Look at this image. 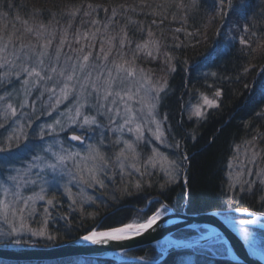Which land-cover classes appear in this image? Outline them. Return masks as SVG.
I'll use <instances>...</instances> for the list:
<instances>
[{
  "label": "snow or ice",
  "instance_id": "snow-or-ice-1",
  "mask_svg": "<svg viewBox=\"0 0 264 264\" xmlns=\"http://www.w3.org/2000/svg\"><path fill=\"white\" fill-rule=\"evenodd\" d=\"M0 7L12 9L16 5L4 0ZM260 8L252 12L251 0H213L211 8L204 7V0H159L155 7L152 0H108L71 6L62 28L59 22L57 27H50L43 21L29 24L28 19L22 21V29L0 28V219L7 225L0 228L3 247L26 233L48 242L60 239L48 228L56 220L53 212L63 207L58 195L69 201L68 213L60 216L66 226H72L69 213L77 210L79 227H84L85 220L90 221L78 237L80 241L107 244L141 236L154 226L159 228L161 218L174 212L170 203L153 196L146 198L143 208L125 211L113 206L119 204V196L108 197L110 204L104 195L95 194L106 193L109 185H116L113 193L131 195L132 190L143 192L155 184L159 195L166 196L172 185L183 188L189 184L192 157L181 140L197 141L198 137L195 133L186 137L182 132H166L168 114L158 117L168 82L163 78L154 80L150 70L141 68L137 60L163 56L168 72H175V57L162 51L165 46L153 31V26H162L170 10L172 20L179 18L182 22L175 32L189 37L202 35L200 28L188 32L183 26L190 17H201V27L205 29L219 20L218 37L229 18L234 17L236 35L230 30L228 41L238 39L240 51L244 52L264 38V0H260ZM98 10L105 14L103 20L98 18ZM138 13L159 16L161 20L159 24L156 19L146 22L136 18ZM43 14V9L33 8L31 18ZM8 15L2 12L0 18ZM77 19L80 27L73 23ZM37 101L41 104L38 114ZM203 104L208 108L218 106L206 95ZM192 115L206 118L200 105ZM43 117L48 119L42 122ZM178 127L182 129L183 125L178 123ZM157 142L173 151H162ZM261 142V132L245 141L246 157L253 165L264 160ZM228 167H232L231 162ZM245 174L254 178L245 180ZM228 175L230 181L222 195L230 201L251 197L264 208V168L245 167L235 176ZM38 202L44 203L38 206ZM187 202H191L190 191ZM85 205L95 208L87 211ZM101 208L105 210L103 214ZM117 212L122 216L117 217ZM234 213L251 218L237 220ZM38 214L39 226L33 228L29 221H35ZM217 214L236 227L255 255L253 233L247 226L264 227L257 213L229 203ZM164 252L162 249L158 259L143 256L140 260L144 264H177L171 254L165 259ZM224 252L235 264H242V258L233 255L230 247L225 246ZM196 264L212 262L205 258Z\"/></svg>",
  "mask_w": 264,
  "mask_h": 264
},
{
  "label": "trees",
  "instance_id": "trees-1",
  "mask_svg": "<svg viewBox=\"0 0 264 264\" xmlns=\"http://www.w3.org/2000/svg\"><path fill=\"white\" fill-rule=\"evenodd\" d=\"M3 2L4 0H0V4H3ZM8 2L15 4L16 7L12 9L0 7V13L5 11L9 13L7 17L3 18L6 22H12V19L19 16L21 20L28 19L30 23L36 24L43 21L50 23L53 27H57V22H59L58 27L62 28L65 26V17L71 6L80 5L81 3L86 5L88 2L106 3L108 0H8ZM114 2L122 3L124 0H114ZM127 2L132 3V0H127ZM152 2L153 7H155L159 0H152ZM212 2L213 0H204V7L211 8ZM251 2V11L259 12L261 10L260 0H251ZM33 8L43 9L44 14L32 19ZM171 11H169L162 26H153V31L156 37L160 39L161 44L165 46L162 51L170 52L175 57L172 61L176 69L175 72H168L163 56L155 60L142 58L141 61L147 67L151 66L156 74H161L167 78L168 93L161 102L160 110L163 114L167 113L169 116L167 123L171 125V128H168V133L182 132L186 137L195 133L198 137L197 141L190 138L181 140L180 135L175 137L177 140H181V143L186 146V150L192 157L188 172L189 184L183 188L180 184L172 185L166 196H160L155 186L151 189L146 188L143 195H141L143 193L141 192L130 198H125L119 204L113 206L122 207L125 211L136 207H144L145 197L148 196L146 194L151 192L150 194L157 196L161 201L170 203L177 210H187L189 212L222 210L223 207H227L229 203H232L234 207L250 208L264 212V208H261L256 199L248 197L243 201L239 199L230 201L221 194L222 189H226L228 186L226 173L234 148L239 143L251 140L257 132L264 133V38L258 43H253L251 49H245L244 52H241L238 40L233 43L226 41L227 24L218 37L216 29L219 28L221 22L217 20L215 24L205 29L201 27L202 21L199 16L195 19L190 17L188 23L183 26L187 28L188 32L200 28L202 35L189 37L184 32H175L176 28L182 26V22L179 18L173 21ZM98 12V18L103 20L105 14L99 10ZM136 18L146 22L156 19L158 24L161 20L159 16L151 17L139 13ZM83 19L88 20L89 18L83 17ZM73 23L76 27H80L79 19ZM136 39H139V37L137 36ZM197 40L199 41L198 44L195 43ZM184 61H187V63ZM211 72H215L217 75H209ZM218 90L221 95L217 97L215 93ZM204 95L214 99L218 106L210 108L205 114V119L194 118L190 115L191 106L198 103ZM189 116H191V119H189ZM178 123L183 125L182 129L178 127ZM169 137L172 139L171 135ZM259 148H264V142L259 143ZM189 191L191 193L190 204L187 202ZM104 194L105 196L110 195L108 193ZM109 203L112 202L109 201ZM94 208L95 206L92 209H87V211H93ZM100 211L102 214L105 212L103 208ZM66 213L68 212L60 215L63 216ZM148 214L151 213L148 212ZM69 215L72 218V226L70 228L66 226L63 219L59 220L56 226H54L55 223L51 225L52 233L54 235L58 234L60 239L51 241L48 244L58 245L84 234V228L88 226L90 221L85 220L84 227L81 228L79 227L81 223L79 211L69 213ZM116 215L120 217L122 213L117 212ZM256 230L264 238V229L256 228ZM197 231L198 228H190L181 230L176 235L184 238H194ZM181 252H189V250L173 251L170 254L177 260ZM129 253L155 257H158V254L160 255L154 245L134 249ZM167 258L168 255L165 259ZM198 258L200 262H203L206 258L212 264H235V261L225 253L218 256L212 254V252L204 253L203 256H198ZM97 260L104 264H129L128 262L120 263L107 259ZM57 262V264L59 262L68 264L67 261L66 263ZM70 262H72L71 264H81L74 262V260H70ZM46 263L44 261L32 263L0 260V264Z\"/></svg>",
  "mask_w": 264,
  "mask_h": 264
},
{
  "label": "water",
  "instance_id": "water-1",
  "mask_svg": "<svg viewBox=\"0 0 264 264\" xmlns=\"http://www.w3.org/2000/svg\"><path fill=\"white\" fill-rule=\"evenodd\" d=\"M257 213V216H264V212L247 208ZM222 210L214 209L201 212L176 211L169 213L168 216L162 217L158 222L159 228L154 226L152 230L123 241H109L107 244L93 245L88 242L80 241L78 238L50 246H21V247H3L0 246V259L7 261H62L66 262L78 257H96L102 259H115V255L124 251L133 250L146 245H154L169 238L177 239L182 245L172 246L164 253H168L176 248H192L206 243L214 238L223 237L227 247L233 251V255L242 258L244 264H264V257L256 250L252 255L248 249V242L241 239L236 227L222 214ZM240 219V218H239ZM238 220V219H237ZM261 224H264L260 222ZM264 229L260 224L249 225ZM208 227L214 230V235L203 237V239L186 241L178 239L175 234L183 229Z\"/></svg>",
  "mask_w": 264,
  "mask_h": 264
},
{
  "label": "rangeland",
  "instance_id": "rangeland-1",
  "mask_svg": "<svg viewBox=\"0 0 264 264\" xmlns=\"http://www.w3.org/2000/svg\"><path fill=\"white\" fill-rule=\"evenodd\" d=\"M233 19H234V17H230L229 18V21L227 23V36H226V41L228 43H233L234 42V41H231V42L228 41V33H229V31L231 30L232 35H236V32L233 29V23H232ZM22 21L23 20H21V19L20 20L12 19V22H6V20H4L3 18H0V28L8 27L9 31H11L13 29H22ZM29 24H34V23H30L29 22ZM50 27H53V26L50 25ZM69 39H71V37H69ZM65 51H67V49H65ZM137 64L141 68H143L145 70H150V72H151L152 77H153L154 80L161 79V78L167 80V78H165L166 76H163L161 74H156L151 69V66L150 67L145 66L142 63L141 59H138L137 60ZM44 99L46 100L47 97H45ZM209 99H211V98L209 97ZM197 105H200L201 106L202 111H204L205 114H206V112L210 108H208L206 105L203 104V96H202L201 100L198 103L192 104L191 109H190V112H191L190 115L192 117H194V118L201 119L199 117H196V116L192 115V110H194ZM40 107H41V104H40L39 101H37V104H36L37 114L39 113ZM160 109L161 108H159V117L158 118H162V116L164 115L161 112ZM47 119H48L47 117H43L42 118V122L44 120H47ZM167 121L165 122V128H166V132L168 133V127H167L168 126V123H167ZM0 131H2V130H0ZM169 140H171L170 137H169ZM74 143H76V142H74ZM157 144L159 145V142H157ZM238 146H239V149H237V146L234 148L233 156H232V158L229 161V162H231L232 167L231 168L227 167L228 169H227L226 177H227L228 183L230 181V177H229L228 173H232L233 176H235V174L237 172L244 171V168L245 167L248 168V169H253L255 167L264 168V160H259L256 165H253V164H251V163L248 162L247 157H246V152H245V149H246L245 141L243 143H239ZM159 147L161 148L162 151H166L169 154L173 151L171 149H165L164 145H159ZM233 157H235V159H233ZM228 165H229V163H228ZM242 178L245 179V180H249V179H253L254 177H251V176H248V175L245 174ZM156 179H157V177H153V180L154 181ZM154 186H155V184H154ZM115 187H116V185H109V191L106 192V193H108L110 195L105 196L104 193H100V192L95 193V194L96 195H101V194L104 195L105 196V199L109 202L110 200H108V197H110L113 194L119 196L120 197V201H121V200H123L125 198H130V197H132L134 195H137V194H140L141 193V192H136L135 190H132L131 195H124V194H121L118 191H116L115 193H113L112 189H114ZM150 193L151 192H149L148 194H146L148 196L145 197V201H144L145 203L147 202L146 201V198H150V197L155 196V195L150 194ZM143 194H144V192L141 195H143ZM0 198H2V197H0ZM57 198L60 200V202L63 205V207H59L57 209V211H54L53 212V215L56 216V220H55V222H50V224L48 226L49 231H51V232H52L51 225H54V223H55L54 226H56L58 224L59 220H61L60 219V216H61L60 214L61 213L68 212V203H69V201L65 197H61L59 195H58ZM9 199H11V197H9ZM43 203L44 202H38V206L39 205H43ZM93 207H88L87 205H85V208L86 209H89V208L92 209ZM154 207H158V205H155ZM136 208H143V207H136ZM174 210H176V211H187V210H177V209H174ZM253 210H255V209H253ZM41 211H42V208H41ZM256 211H258V210H256ZM260 212H262V211H260ZM234 215L236 216L237 219H239V218H251V217H243L240 213H234ZM40 218H41V216L38 214L36 216V218H35V221H29V223L31 224V226L33 228H36V227L39 226L36 223V221H39ZM260 222L264 223V216L260 217ZM247 227L253 233L254 249H256L264 257V238L256 230L257 227H251V226H247ZM0 228H7V225L4 224V222H3L2 219H0ZM197 228H198L197 235L194 238L193 237L192 238H184V237H181V236H177L176 234H175V237L178 238V239H182V240H186V241H191V240L200 239L201 237H205L206 238V237H209L210 235H214V230L213 229H210L208 227H202V228L201 227H197ZM187 229H190V228H187ZM191 229H193V228H191ZM194 229H196V228H194ZM183 230H185V229H183ZM71 240H74V239H71ZM71 240H69V241H71ZM48 243H49L48 241H45V240H43L41 238H37V237H31L30 234H27L26 233V234H23L21 237H15V238H13V241L11 242V244L8 247L50 246L51 244H48ZM0 246H3V241H0ZM146 246H149V245H146ZM154 246L158 250V252L161 253V250L162 249L165 250V252H167L169 250V248H171L173 245L169 244V242L167 240H164L162 242H159V243L154 244ZM225 246H227L226 243L223 242L222 239H219L217 237V238H214V239H212L210 241H207L206 243L200 244V245L195 246V247H192V248L185 247V248H176V249H173V250H171L168 253V255L171 252H173V251L189 250V252H181L178 255V258L176 260L177 264H196V262L199 261L198 256H203L204 253H211L212 252V254L217 255V256L218 255H224V253H225L224 252V247ZM142 247H144V246H142ZM139 248H141V247H139ZM136 249H138V248H136ZM131 251L132 250H128V251H124V252L118 253L115 256L116 257L115 259H107V260H112V261H116V262H120V263L121 262H128L129 264H144V262L140 260V257H143V256H140V255H132V254L129 253ZM190 251H192V252H190ZM145 256H148V255H145ZM157 256L159 257V254ZM148 257H151L153 259H158V257H155V256H148ZM88 258H93V259H88ZM97 259H102V258H96V257H78V258H75V259H72V260H74V262L76 261V263H81V264H104V263H102L101 261H99ZM0 260H2V259H0ZM4 261H7V260H4ZM29 262L34 263L36 261H29ZM44 262H47V261H44ZM67 262L69 264L70 260L67 261ZM57 263L58 262L54 261V262H47L46 264H57ZM71 263L72 262H70V264ZM59 264H61V263L59 262Z\"/></svg>",
  "mask_w": 264,
  "mask_h": 264
},
{
  "label": "bare ground",
  "instance_id": "bare-ground-1",
  "mask_svg": "<svg viewBox=\"0 0 264 264\" xmlns=\"http://www.w3.org/2000/svg\"><path fill=\"white\" fill-rule=\"evenodd\" d=\"M258 217H262V215H259ZM167 241L169 242V244H171L173 246H177V245H182L183 244L182 242H180V241H178L177 239H174V238H169V239H167Z\"/></svg>",
  "mask_w": 264,
  "mask_h": 264
}]
</instances>
